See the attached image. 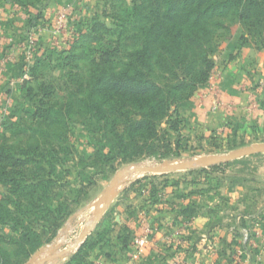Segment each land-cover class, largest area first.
<instances>
[{
  "label": "trees",
  "instance_id": "obj_1",
  "mask_svg": "<svg viewBox=\"0 0 264 264\" xmlns=\"http://www.w3.org/2000/svg\"><path fill=\"white\" fill-rule=\"evenodd\" d=\"M4 1L27 15L21 40L39 26L52 1L62 2ZM108 7L114 26L100 20L101 9L91 18L75 20L70 47H46L34 55L18 90L22 101L13 96L11 115L0 126V184L10 195L8 201L0 202V227L15 234H0L13 246L10 251L0 244V264H24L50 241L44 233L54 235L70 214L69 205L76 199L66 203L69 199L54 190L68 188V184L58 185L57 169L74 158L69 129L74 116L85 120L89 143L94 146L91 156L80 158L85 168H114L118 158L129 161L144 155L180 156L179 138L174 148L171 142L161 145L158 133L162 121L175 114L172 129L180 136L177 123L186 120L178 109L173 113L172 107L185 108L209 81L215 68L212 55L233 24L242 25L245 31L241 42L235 43L237 47L247 45L249 37L264 34V0H113ZM26 65L21 54L7 64V70H22ZM49 66L67 76L64 89L49 78ZM90 180L83 179L82 184ZM160 192L151 191L153 201L159 200ZM177 197L184 196L179 193ZM185 211L195 217L199 206H187ZM260 217L264 219V212L249 216L253 221H260ZM110 230H96L71 261L87 263L86 256ZM122 230L119 238L126 244L127 227Z\"/></svg>",
  "mask_w": 264,
  "mask_h": 264
},
{
  "label": "rangeland",
  "instance_id": "obj_2",
  "mask_svg": "<svg viewBox=\"0 0 264 264\" xmlns=\"http://www.w3.org/2000/svg\"><path fill=\"white\" fill-rule=\"evenodd\" d=\"M112 1L113 0H72L67 2L62 0V2L59 3L52 1L49 7L45 10L44 19L40 20L39 26H32V29L38 30L33 32L32 35L38 38V45L41 49L51 47L54 42V35L52 32L53 15L58 9L67 7L69 8L68 27L72 33H67L66 39L61 43L59 49L68 48L72 41V34L76 29L73 24L76 19L81 17L82 19L91 18L97 13L100 14L99 11L102 9L100 20L111 27L114 26L115 23L114 20H112L110 13L111 8L108 7ZM31 9L35 11V9ZM11 17L15 18V24L21 25L24 19L27 18V15L23 10L21 11L17 5L0 0V26ZM244 34L245 31L242 25L238 23L232 25L231 32L222 37L220 41V49L212 55V60L215 65L217 61L222 59L221 57L223 56V52L228 46V43L232 44V42H241L240 37ZM1 35L4 38H8L4 33ZM23 35H25V33H23ZM109 37L115 39V36ZM1 39L0 36V40ZM256 39L258 41H256ZM9 40H4L6 41V44L4 42L1 44L0 42V52L5 53L7 50L8 54L13 56V58L19 59L21 52L17 50V47L23 40H20L17 43ZM248 40L249 43L244 47L255 48L258 51L257 66L261 69L258 70L256 74V78L258 79L255 78L253 80L257 82H255L254 85H251L247 90L250 92L249 97L251 96L247 105L248 114L250 115H245L246 120L243 121V126H238L236 128V133L234 132L235 128H229V133L226 134L221 133L222 131L220 129L211 130L196 121L194 122V97L198 93L199 88L188 100V105L185 108L181 110V108H179L181 105H175L172 107V111H174L173 113H176V109H178L182 117L186 120L185 123H177L178 130L181 132L179 137L174 129H172L173 120L176 118L175 114H172L168 120H163L159 127L158 138L161 141L162 146L165 147L168 145V142H171L172 148H174L178 144L177 139L179 138L180 156L170 155V157L161 158V155H144L129 161H123L121 158H118L114 163V168L109 166L102 168L100 165H96V167L89 169L81 165L82 162L80 163V158L81 156H91L94 146L89 143L90 134L84 125L85 120L81 117L74 116L70 121L69 126L72 142L75 145L74 158L71 162L65 164V166L57 169V175L59 178L58 185L68 184V188H56L54 191L60 196L64 195V197H67L69 200L66 203H69L70 199L74 198L76 201L70 203L69 206L71 212L69 215L67 214L65 216L56 233L54 235H52V233H44L46 236L45 239L51 237L50 241H46L24 264H29L34 257H36V260L41 259L47 257L50 253H60L69 248H72V250L67 254L60 258L53 259L54 261L51 260L46 264H77V261H71L72 256L78 253L83 243L89 237H93V233H95L96 230L99 229L102 231L106 228L110 229L111 225L116 223L115 216L119 211V205H121V203L122 205H126L129 201L133 200V198L137 200L140 199L137 197L139 194L138 191H149V194L151 195V191L161 189V191H166L167 200H173L174 198H177L178 200L180 198L177 197L178 194L182 193L184 197L181 200V212L180 214H177V218L181 219L184 224H194V215L191 217L188 216V214L185 213V207L191 206L193 209L195 198H200L198 203L201 206V208H199V213L195 217H207L209 219L208 221H212L216 224L222 222L230 223L234 221V218L239 214H242L240 216L245 215V217H249L257 213L264 205L263 153L246 156L228 163L218 164L216 168H213L212 166H199L162 174L144 172L130 173L120 183L119 193L121 196L118 197V201L116 200L113 203L112 208V204L109 206L106 213L87 238L84 239L82 243H80L79 240L83 231L93 221L96 209L103 197L104 191L118 171L137 166H157L162 164L180 163L183 160L194 159L200 156L227 154L238 148L264 142V116L260 118L259 114L260 110H264V77H260L261 75H264V34L255 39L249 37ZM13 49L15 50L14 53ZM7 64L4 71L7 70ZM0 66L2 67L4 65ZM214 70L215 69L211 72V79H215L214 77H211L214 76ZM48 72L50 73L49 78L57 81V84L64 89L65 82H67L68 79L67 76L64 75L62 71L55 70L51 66H49ZM28 73L29 68L26 69V77ZM24 79L25 78L17 81H0L3 86L0 88V126L7 116L11 115L10 111L13 107V96L14 98H17L18 96L19 99L21 98V95L19 94L20 91L18 90ZM211 84L212 83L209 79L205 85L210 86ZM19 101L22 100L20 99ZM24 103L25 105H28L26 101H24ZM253 103L257 105L256 108L253 107ZM161 151L166 152L165 148H162ZM87 161L88 163L91 162L90 160ZM144 177H146L145 179L147 180L137 182L144 179ZM86 178H91V180L83 185L82 180ZM75 188L79 190H76ZM201 190H208L210 194L205 196L202 193H196V191ZM129 191H131V193H128ZM119 193L116 195L115 199L119 196ZM208 198H211L209 199L211 200L209 205H212L209 209L204 207V203L207 204L206 200H208ZM9 199L10 195L8 188L3 184H0V202L8 201ZM63 209L67 213L68 209ZM205 213L209 216L205 215ZM126 217V215L123 216L121 221L124 222ZM0 234H4L5 236L15 235L6 227H0ZM94 238H97V236H94ZM0 244L10 251L13 250V246L9 245L1 238ZM91 256L92 253L89 256L87 255L88 262L83 264H92V261L96 264L97 259L92 258Z\"/></svg>",
  "mask_w": 264,
  "mask_h": 264
},
{
  "label": "crops",
  "instance_id": "obj_3",
  "mask_svg": "<svg viewBox=\"0 0 264 264\" xmlns=\"http://www.w3.org/2000/svg\"><path fill=\"white\" fill-rule=\"evenodd\" d=\"M14 19L8 18L0 26L1 44L3 42L6 44L5 39L17 43L23 37L27 28V18L21 25L15 24ZM3 33L8 38L2 37ZM257 56L258 51L255 48L237 47L233 42L228 43L222 59L215 65L214 76H211L215 79L210 78L213 85L200 87L194 97V122L211 130L220 129L221 133L226 134L229 133V128L243 126L245 115H250L247 105L251 96L249 97L250 92L247 90L257 82L253 80L261 69L257 66ZM25 70V67L22 70L8 69L0 75V81L22 80L26 77ZM262 76L264 77V75L260 77ZM259 114L260 118L264 116V110H260ZM138 193L137 197L140 199L133 198L126 205L122 203L119 205V211L115 216L117 223L111 225L110 232L92 252L91 257L96 258V261H102L103 264L125 263L136 237L142 235L145 227L149 225L152 232L136 264H264V219L261 217L260 221H253L249 217H244L246 221H243L240 216L242 214H239L230 223L216 224L208 221L207 217L200 216L194 217V224H184L177 218L183 198L167 200L166 191H161L159 200L153 201L149 191L143 190ZM202 194L206 196L210 193L204 190ZM120 196L119 193L111 208ZM199 199L195 198L194 205L197 204L201 208ZM209 199L211 198L206 200L207 204L204 203L207 209L212 206L209 205L211 202ZM263 212L264 205L257 213ZM125 215L127 217L122 222L121 219ZM246 225L249 226L251 233L258 228L262 234L258 239H251L246 247L247 252L238 258L236 256L238 249L245 248L243 230L246 229ZM124 226L127 227L126 233L129 236L126 244L119 238L124 234L122 230ZM235 259L241 262L238 263Z\"/></svg>",
  "mask_w": 264,
  "mask_h": 264
},
{
  "label": "water",
  "instance_id": "obj_4",
  "mask_svg": "<svg viewBox=\"0 0 264 264\" xmlns=\"http://www.w3.org/2000/svg\"><path fill=\"white\" fill-rule=\"evenodd\" d=\"M261 153L264 154V142L255 143V144L243 147V148H238L227 154H214V155L200 156L194 159L183 160L180 163L162 164V165H157V166H150V165L137 166V167H133V169L127 168L122 171H118L113 177V179L111 180L108 187L105 189L103 197L99 202L98 208L96 209L94 219L92 223L83 231L80 237V243H82L84 239L87 238V236L91 233L93 228L99 223L103 215L108 210L109 206L114 201L116 195H118L120 183L130 173L144 172V173L162 174V173H168V172L176 171V170L195 168L199 166L208 167V166L218 165L222 163H228L236 159H240V158L255 155V154H261ZM71 250L72 248H69L60 253H50V255H48L47 257L41 260H35L36 257H34L30 261L29 264H46L53 259L64 256Z\"/></svg>",
  "mask_w": 264,
  "mask_h": 264
},
{
  "label": "built area",
  "instance_id": "obj_5",
  "mask_svg": "<svg viewBox=\"0 0 264 264\" xmlns=\"http://www.w3.org/2000/svg\"><path fill=\"white\" fill-rule=\"evenodd\" d=\"M68 12H69V8L62 7V9L61 8L58 9L53 15V24H52V32L54 35L53 45L58 48L61 47V43H63L64 40L66 39L67 33L71 32V30L68 27ZM36 30L31 29L28 34V37L25 40L21 41L17 47V50L20 51L25 58V61L27 63L26 69L28 68V65L33 62L34 55L41 50V47L38 45V38L32 35V33L35 32ZM6 52L0 56V65H4L2 67L0 66V75H3V71L7 63L18 60V58H13V56H11L10 54H8V52L7 53ZM14 52L15 50L13 49V53ZM253 107L256 108L257 105L253 103ZM151 232H152L151 227L147 225L144 229V233L136 237L134 241V246L129 253L127 261L125 263H120V264H136V262L140 258V255L144 247L147 244ZM243 234H244L245 248L242 247L238 249L236 255L238 258H241V255H243L244 252H247L246 247H248L249 243L251 242V239L253 240L255 238L256 239L260 238L262 233L261 230L258 228L253 233H251V231L246 228L243 230ZM235 260L238 263L241 262L238 259ZM96 264H103V263L102 261H97ZM175 264H182V263H175Z\"/></svg>",
  "mask_w": 264,
  "mask_h": 264
},
{
  "label": "bare ground",
  "instance_id": "obj_6",
  "mask_svg": "<svg viewBox=\"0 0 264 264\" xmlns=\"http://www.w3.org/2000/svg\"><path fill=\"white\" fill-rule=\"evenodd\" d=\"M131 169H133V167H132ZM134 169H135V168H134ZM91 223H92V222H91ZM91 223H90V224H91ZM90 224H89V225H90ZM89 225H88V226H89ZM88 226H87V227H88ZM80 237H81V236H80ZM78 238H79V237H78ZM79 240H80V239H79ZM76 243H77V241H76ZM44 258H45V257H44ZM41 259H43V258H41ZM41 259H37V260H41ZM35 260H36V259H35ZM53 261H54V260H53Z\"/></svg>",
  "mask_w": 264,
  "mask_h": 264
}]
</instances>
